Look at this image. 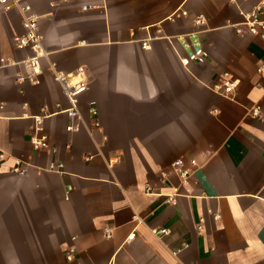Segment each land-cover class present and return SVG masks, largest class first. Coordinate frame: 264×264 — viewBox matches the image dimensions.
I'll use <instances>...</instances> for the list:
<instances>
[{
    "label": "crops",
    "instance_id": "1",
    "mask_svg": "<svg viewBox=\"0 0 264 264\" xmlns=\"http://www.w3.org/2000/svg\"><path fill=\"white\" fill-rule=\"evenodd\" d=\"M261 2L30 0L47 55L37 85L15 82L21 65L0 69V264H73L68 246L86 264H264V39L234 27ZM22 19L0 8V58L32 55L14 44ZM193 36L206 60L183 66ZM79 68L70 118L54 72ZM225 75L232 99L214 89ZM43 114L48 147L35 149Z\"/></svg>",
    "mask_w": 264,
    "mask_h": 264
},
{
    "label": "built area",
    "instance_id": "2",
    "mask_svg": "<svg viewBox=\"0 0 264 264\" xmlns=\"http://www.w3.org/2000/svg\"><path fill=\"white\" fill-rule=\"evenodd\" d=\"M0 8L4 11L18 10L23 14L22 27L24 33L21 36H16L14 38V44L18 49H28L31 51L32 55L27 57L19 62L11 60L9 58H0V69L6 68L15 65H21L24 68L23 74H17L15 76V82L18 84L28 83L30 85L39 84V77L42 73L41 61L46 57V52L43 47L42 36L39 33L38 28V17L31 13L30 0H0ZM243 21L239 26L235 27V32L239 35L250 34L257 36L261 39H264V0L261 4L254 8L250 12H240ZM196 23H201V19L197 18ZM192 39V48L191 51L187 54L185 58L182 59L183 66H189L191 63L202 64L206 60V53L202 49L198 39L196 37H191ZM186 43V41H184ZM188 44V43H186ZM143 48H149L148 42L142 43ZM256 72L264 76V61H261L257 67ZM84 74V69L79 68L75 76L63 74L62 72H54V77L57 82L62 86L63 92L68 99L71 107L68 110H65V113L70 118H76L78 116L76 111V105L78 103V97L87 90V82L83 79L82 75ZM76 78V79H75ZM224 80L221 86H216L214 89L227 98H233V92L235 91L238 82L233 81L228 78L227 75L224 76ZM3 106L0 105V109ZM91 114L93 116L97 115L96 108L94 103L91 104ZM249 115L251 118L261 119V107L256 104L249 110ZM49 114H43L42 116H36L33 118L34 126V135L30 139L32 146L35 149L47 148V138L45 136H40L42 130L43 120L46 117H49ZM68 130H72V127H69ZM3 158V155L0 154V159ZM192 165L195 164L194 161L191 162ZM174 173L179 177L182 182H186L187 178L190 176V170L184 166L182 160H176L172 164ZM64 169L63 164H51L48 168L49 171L55 173H62ZM14 174L25 175V169L23 163L16 161L13 169ZM164 177V176H163ZM145 193L155 194L150 186H145ZM175 197H168L167 203H174ZM153 232L159 236L164 237L169 234L167 229L161 228L153 230ZM103 234L105 238L112 237V231L110 228H104ZM135 237V233L130 234L127 237V242H131ZM187 248V245H184L173 252V254H178L183 249ZM65 260L73 264H86L84 262L78 261L76 259L75 249L72 246H68L64 252Z\"/></svg>",
    "mask_w": 264,
    "mask_h": 264
}]
</instances>
